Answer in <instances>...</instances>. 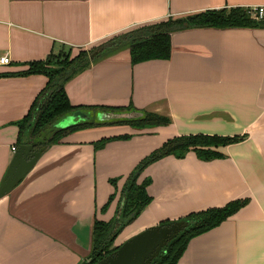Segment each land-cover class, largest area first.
<instances>
[{
  "label": "crops",
  "instance_id": "obj_1",
  "mask_svg": "<svg viewBox=\"0 0 264 264\" xmlns=\"http://www.w3.org/2000/svg\"><path fill=\"white\" fill-rule=\"evenodd\" d=\"M229 7H264V0H0V55L11 61L0 73L26 70L61 47L95 51L143 25ZM170 36L168 59L133 64L129 49L119 46L66 82L73 106L131 105L169 123L93 126L50 144L0 200V264H80L91 252L95 219L114 217L137 164L168 139L195 134L236 141L215 148L220 156L208 160L190 150L148 164L138 182H147L151 202L114 245L164 221L244 199L192 237L177 264H264V28H189ZM47 80L0 76V180L17 146V123ZM79 111L85 116L71 122L109 115ZM102 139L108 140L95 148Z\"/></svg>",
  "mask_w": 264,
  "mask_h": 264
},
{
  "label": "trees",
  "instance_id": "obj_2",
  "mask_svg": "<svg viewBox=\"0 0 264 264\" xmlns=\"http://www.w3.org/2000/svg\"><path fill=\"white\" fill-rule=\"evenodd\" d=\"M244 27L264 28V13L261 18H257L254 9L242 7L209 9L183 18L158 21L126 31L111 38L105 44L108 46L92 57L90 55L94 50H79L75 57L68 58L67 56L62 59L49 54L44 60L28 62L26 70L0 73V76L42 74L48 79L44 88L35 97L27 115L17 123L19 128L17 145L34 143L36 145L49 146L57 143L68 133L105 124H128L136 128L167 125L169 120L166 117L156 113L141 111L142 115L136 118L100 120L89 118L64 128H56L49 135H42V132L49 124L81 108L93 109L98 113L106 114L134 110L131 105L126 107L73 106L65 91V84L74 73L86 68L92 61L105 56L113 48L126 46L129 49L133 64L153 59H168L171 52L170 34L173 31L189 28L224 29ZM53 65L54 67H49ZM123 138H126V136H123ZM107 140L98 141L95 143V148H101ZM235 141L236 138L233 137L215 135L175 136L144 157L126 178L114 217L108 222L95 219L92 227L91 252L85 258V261L88 264H94L114 252L118 248V246L114 245L118 234L126 225L135 220L151 202V197L146 190L147 182H138L140 172L148 164L168 154L182 158L190 150H194L199 158L208 160L220 156V153L215 148ZM110 200L102 207L103 211L109 205ZM243 203L244 199H237L229 201L220 208H208L204 211L189 214L182 220H192L194 222L171 239L150 264H177L192 237L218 225L234 213ZM168 223V221H164L162 224Z\"/></svg>",
  "mask_w": 264,
  "mask_h": 264
},
{
  "label": "water",
  "instance_id": "obj_3",
  "mask_svg": "<svg viewBox=\"0 0 264 264\" xmlns=\"http://www.w3.org/2000/svg\"><path fill=\"white\" fill-rule=\"evenodd\" d=\"M102 50L103 48L95 50L90 56H95ZM141 115V111L131 110L129 112L109 114L101 117V119H131ZM84 116L85 114L81 111H76L71 116L65 117L59 126L64 128L73 125L75 123L71 122L72 119L83 118ZM47 148L48 145H36L34 143H22L15 147L11 160L0 180V200L10 194L26 177ZM193 222L192 220H178L147 228L125 240L114 252L94 264H150L171 239ZM80 264L88 263L83 260Z\"/></svg>",
  "mask_w": 264,
  "mask_h": 264
},
{
  "label": "rangeland",
  "instance_id": "obj_4",
  "mask_svg": "<svg viewBox=\"0 0 264 264\" xmlns=\"http://www.w3.org/2000/svg\"><path fill=\"white\" fill-rule=\"evenodd\" d=\"M78 52H79L78 49H75V51H72L71 49L61 47L57 51H55V53L53 55L58 57L59 59H62L63 57H67V56H68V58H73V57H75L78 54ZM49 67L52 68V67H54V65L53 66H49ZM129 111H131V110H129ZM129 111H124V112H129ZM61 121H62L61 119H57L53 123L49 124L46 127V129L42 132V135H44V136L49 135L52 130L58 128V126H59Z\"/></svg>",
  "mask_w": 264,
  "mask_h": 264
},
{
  "label": "built area",
  "instance_id": "obj_5",
  "mask_svg": "<svg viewBox=\"0 0 264 264\" xmlns=\"http://www.w3.org/2000/svg\"><path fill=\"white\" fill-rule=\"evenodd\" d=\"M264 7H256L254 8L255 15L257 18H261L264 13ZM10 58L8 55H0V66L10 64ZM15 147H12V151H14Z\"/></svg>",
  "mask_w": 264,
  "mask_h": 264
}]
</instances>
